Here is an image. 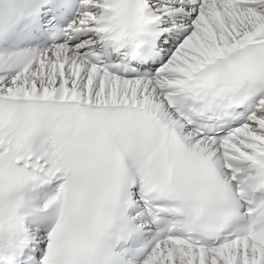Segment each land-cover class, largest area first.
<instances>
[{
  "label": "snow or ice",
  "instance_id": "1",
  "mask_svg": "<svg viewBox=\"0 0 264 264\" xmlns=\"http://www.w3.org/2000/svg\"><path fill=\"white\" fill-rule=\"evenodd\" d=\"M0 264H264V0H0Z\"/></svg>",
  "mask_w": 264,
  "mask_h": 264
}]
</instances>
